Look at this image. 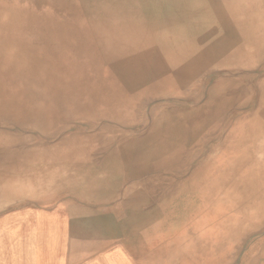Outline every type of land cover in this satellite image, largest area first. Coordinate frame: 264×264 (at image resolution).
<instances>
[{
    "label": "bare ground",
    "instance_id": "1",
    "mask_svg": "<svg viewBox=\"0 0 264 264\" xmlns=\"http://www.w3.org/2000/svg\"><path fill=\"white\" fill-rule=\"evenodd\" d=\"M0 264H264V0H0Z\"/></svg>",
    "mask_w": 264,
    "mask_h": 264
},
{
    "label": "rangeland",
    "instance_id": "2",
    "mask_svg": "<svg viewBox=\"0 0 264 264\" xmlns=\"http://www.w3.org/2000/svg\"><path fill=\"white\" fill-rule=\"evenodd\" d=\"M67 195H69V194H67ZM86 219H88V218H86V217H84L83 219H81V220H79L80 222V224L79 225H82V226H86V223H87V221L88 220H86ZM65 220H68V221H72V219H69V218H65ZM253 238H255V237H253ZM257 238V237H256Z\"/></svg>",
    "mask_w": 264,
    "mask_h": 264
}]
</instances>
